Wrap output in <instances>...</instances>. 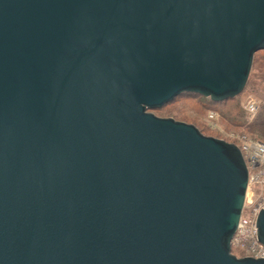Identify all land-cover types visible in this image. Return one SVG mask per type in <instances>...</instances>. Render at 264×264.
I'll list each match as a JSON object with an SVG mask.
<instances>
[{"label": "water", "instance_id": "water-1", "mask_svg": "<svg viewBox=\"0 0 264 264\" xmlns=\"http://www.w3.org/2000/svg\"><path fill=\"white\" fill-rule=\"evenodd\" d=\"M261 49L264 0H0V264H264L239 146L151 111Z\"/></svg>", "mask_w": 264, "mask_h": 264}, {"label": "rangeland", "instance_id": "rangeland-1", "mask_svg": "<svg viewBox=\"0 0 264 264\" xmlns=\"http://www.w3.org/2000/svg\"><path fill=\"white\" fill-rule=\"evenodd\" d=\"M261 50L256 52L258 53V57H261L264 54V52H260ZM239 101L242 103L244 116L246 119L249 121H254L258 115L259 107L262 104L255 91L250 87H247L246 84L242 93L239 94ZM232 103L236 102H230V104L227 105L218 103L211 104L201 98L183 96L164 106L163 112L165 113H158L156 110L151 111L161 117H173L177 120L185 121L187 123H195L204 129L205 134L209 136H217V138L233 142L236 145L250 143L249 141L251 140L258 141L259 138L262 139H259L260 141H264V137L261 138L259 135L253 137L250 129L229 125L230 121L228 118L231 116L230 113L233 107ZM250 103H255L258 107L255 115L250 114V112L247 110V105ZM245 214L247 215V212ZM233 249L235 254L239 257H245L247 255L246 252L239 249L238 247L234 246Z\"/></svg>", "mask_w": 264, "mask_h": 264}, {"label": "built area", "instance_id": "built-area-1", "mask_svg": "<svg viewBox=\"0 0 264 264\" xmlns=\"http://www.w3.org/2000/svg\"><path fill=\"white\" fill-rule=\"evenodd\" d=\"M247 110L255 115L258 107L255 103H250ZM249 142L238 145L248 165L249 182L242 215L232 239V248L238 247L247 253L246 256L264 258V245L259 240L256 226L259 212L264 207V141Z\"/></svg>", "mask_w": 264, "mask_h": 264}, {"label": "trees", "instance_id": "trees-1", "mask_svg": "<svg viewBox=\"0 0 264 264\" xmlns=\"http://www.w3.org/2000/svg\"><path fill=\"white\" fill-rule=\"evenodd\" d=\"M260 52H264V49L261 50ZM257 54L258 53L255 54L252 70H251V73H250V76L247 82V87H250L251 89H253L256 95L259 97V99L262 102L261 106L259 107L258 115L254 121H249L244 116L242 103L239 101V95L236 97L228 98L223 101H213L209 97H205L201 94L185 92V93L177 95L173 100L164 104L162 107L155 108L153 110L158 111V113L163 112L164 106L170 104L171 102H174L177 98H180L183 96H189L191 98H201L211 104L218 103L222 105H227V104H230V102H236V103H232L233 107L230 113L231 116L228 118V120L230 121L229 125L236 126L239 128L243 127L245 129H250L251 134H253V137H256V135H259V137L263 138L264 137V54L261 57H258ZM175 117L178 118L177 116ZM195 125L200 129L202 133L205 134L204 129H202L197 124ZM214 137H217V136H214ZM232 251L234 252L233 248H232Z\"/></svg>", "mask_w": 264, "mask_h": 264}]
</instances>
